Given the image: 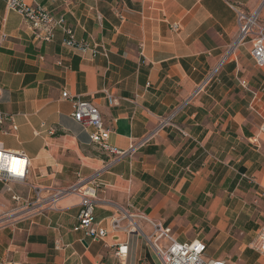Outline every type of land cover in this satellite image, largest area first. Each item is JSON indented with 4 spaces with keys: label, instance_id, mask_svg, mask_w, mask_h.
<instances>
[{
    "label": "crops",
    "instance_id": "0c3cea01",
    "mask_svg": "<svg viewBox=\"0 0 264 264\" xmlns=\"http://www.w3.org/2000/svg\"><path fill=\"white\" fill-rule=\"evenodd\" d=\"M6 1L0 0V112L6 117L0 142L30 158L27 183L67 187L93 177L97 226L110 230L119 208L141 211L180 241L198 238L206 249L234 242L237 260L262 264L249 244L264 220V135L258 133L264 68L255 65L249 39L230 50L239 28L229 4L25 0L63 17L85 43L81 50L66 46L60 29L51 41L33 38ZM233 2L257 11L264 23V0ZM64 90L69 97L62 98ZM106 92L115 99L110 104ZM80 100L99 109L117 149L155 136L107 165L111 157L90 141L93 128L71 116ZM79 201L69 194L56 210L0 230V264H159L142 237L120 230L93 241L75 231ZM10 204L0 184V208ZM119 245L127 246L125 255L116 254Z\"/></svg>",
    "mask_w": 264,
    "mask_h": 264
},
{
    "label": "built area",
    "instance_id": "2783aa9c",
    "mask_svg": "<svg viewBox=\"0 0 264 264\" xmlns=\"http://www.w3.org/2000/svg\"><path fill=\"white\" fill-rule=\"evenodd\" d=\"M224 1L235 11L237 27L239 28L230 50L249 39L252 43L251 57L254 59L255 65L264 68V23L260 22L258 12H246L240 9L233 0ZM6 4L9 10L22 16L33 38L48 42L53 39L54 30L60 29L66 35L63 41L66 46L81 50L86 48L83 41H76L75 33L65 25L63 17L56 18L50 11L45 10L40 5L28 4L25 0H7ZM178 27V23L172 24V28L175 30ZM244 83L245 81L242 82L243 85ZM62 93V98L69 97L66 90ZM1 97L2 95H0V100ZM106 97L109 104L115 100L110 92H106ZM72 108L71 116L76 122H85L93 128V131L89 134L90 141L111 157L107 165H111L112 162L126 154L136 152L155 136V132H150L139 141L132 143L128 149H117L108 142L110 130L105 126L97 107H94L88 101L80 100L74 101ZM5 119L4 114L0 112V124ZM168 122L170 120L162 121L160 127H164ZM13 128L16 129V126H13ZM180 133L184 136L188 135L183 130H180ZM258 133L264 135V121L260 123ZM256 140L257 138L253 137L250 142L255 143ZM30 167L31 160L26 154L5 149L2 142H0V184H2L3 192L8 193L9 199H11L8 208H0V230L23 222L31 213H46L56 210L57 203L60 200L69 194H74L80 197V201L77 223L73 229L75 231L82 230L84 235L93 241L102 240L110 233L115 234L120 230H124L127 235L144 238L157 256L159 264H229L228 260L223 258H205L204 253L207 246L204 240L194 238L188 242L180 241L172 232L171 227L164 225L160 220L157 221L149 217L145 212H131L119 208L110 220V230L97 226L94 210L97 203L96 193L99 183L95 182L93 177H79L75 183L67 187L35 186L27 183ZM15 184L25 186L26 190L22 193L18 192L14 189L13 185ZM261 196H264V190ZM123 220H126L124 227L121 226ZM137 221L146 222L151 226V231L149 233L144 232ZM55 243L56 248H59L60 243ZM249 247L258 254L264 263V220L256 228L254 239ZM126 253L127 246L119 245L116 254L125 255Z\"/></svg>",
    "mask_w": 264,
    "mask_h": 264
},
{
    "label": "rangeland",
    "instance_id": "374dc122",
    "mask_svg": "<svg viewBox=\"0 0 264 264\" xmlns=\"http://www.w3.org/2000/svg\"><path fill=\"white\" fill-rule=\"evenodd\" d=\"M206 232L207 231H204V234H206ZM211 235H212V231L208 233V236H211ZM219 241H222V238ZM218 245H219V242L217 244L212 243V245H210L206 249L204 253L205 254L204 257L205 258H209L210 256H214V258L222 257L223 259L228 260L229 264H243L241 261L237 260V258L239 257V253L238 251H236L234 242L229 243V244L228 242H226V244H221V246L219 247ZM260 261L262 264H264L262 260Z\"/></svg>",
    "mask_w": 264,
    "mask_h": 264
}]
</instances>
